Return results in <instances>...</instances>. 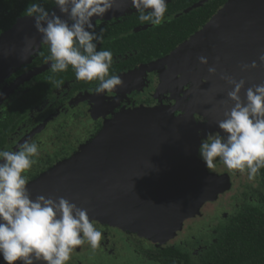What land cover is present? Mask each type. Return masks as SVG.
I'll list each match as a JSON object with an SVG mask.
<instances>
[{
  "label": "water",
  "instance_id": "obj_1",
  "mask_svg": "<svg viewBox=\"0 0 264 264\" xmlns=\"http://www.w3.org/2000/svg\"><path fill=\"white\" fill-rule=\"evenodd\" d=\"M119 3L126 9L130 0ZM229 10L231 20L224 19L221 9L202 30L161 60L174 70L180 62L179 74L187 73L193 64L205 68L204 75L199 72L193 79L195 83L190 82V75L183 81L178 74L172 76L181 91L192 85L191 101L179 111L178 107L161 105L116 115L89 144L28 185L32 198H67L86 209L92 221L119 226L163 244L185 228L186 220L201 216L207 203L230 190V175L209 171L198 152L202 137L218 129L217 121L224 118L221 101L228 99L231 90L208 68L215 66L218 73L245 79L246 89L264 83V66L247 72L240 67L242 63L259 62V55L264 53V0H235L233 6L229 3ZM219 30L228 47L227 60L235 67L230 64L226 68L224 51L217 61L216 51L209 44L210 36ZM199 48L208 65L191 57ZM241 97L246 99L245 89ZM197 114L207 121H197ZM0 264H5L2 256Z\"/></svg>",
  "mask_w": 264,
  "mask_h": 264
},
{
  "label": "clouds",
  "instance_id": "obj_2",
  "mask_svg": "<svg viewBox=\"0 0 264 264\" xmlns=\"http://www.w3.org/2000/svg\"><path fill=\"white\" fill-rule=\"evenodd\" d=\"M118 3L119 0H51L53 7L48 10L38 0H31L23 16L33 18L41 36L39 43L48 51L45 63L50 64L53 73H63L71 67L77 81L96 82L97 95L111 96L124 83L119 75L110 74L113 53L97 50L104 43L106 29L94 24L93 18L103 20L113 9L119 10ZM130 7L136 10L141 24L159 27L168 19L167 0H130ZM25 41L20 56L23 60L37 49L35 38L25 37ZM7 55L10 53L6 51ZM198 59L203 65L209 64L203 55ZM258 61L242 63L241 70L264 66V53ZM208 72L219 75L231 90L227 92L228 99L221 101L224 118L217 121L219 130L202 137L199 156L207 169L219 162L230 173L246 174L249 182H255L264 169V83L249 87L246 99H242L245 79L218 73L215 66ZM55 83L59 87L63 82ZM17 149L0 150V256L5 264H68L78 246L87 244L93 251L100 248L103 232L90 220L86 209L64 197L32 198L27 173L38 163L39 144L25 141Z\"/></svg>",
  "mask_w": 264,
  "mask_h": 264
},
{
  "label": "trees",
  "instance_id": "obj_3",
  "mask_svg": "<svg viewBox=\"0 0 264 264\" xmlns=\"http://www.w3.org/2000/svg\"><path fill=\"white\" fill-rule=\"evenodd\" d=\"M201 1L203 0H167L168 11L165 16L168 19L159 27H146L147 23L141 24L137 13L116 20L112 24L100 25V27L106 29L104 33L105 40L102 45H98L97 50L103 48L113 53L114 63L110 74L115 73L118 75L123 70L128 69L126 66H130L131 63L132 67V64H135L138 60L142 64H148L151 61L165 59L178 47L177 45L189 39L195 32L202 30L219 13L220 7L227 0H208L203 5L186 11ZM30 2L31 0L13 1L14 6L22 13H24ZM32 2H37V0H32ZM38 2L42 3L48 10L53 7L51 0H38ZM3 3H5V0H0V4ZM97 31H99V28H97ZM47 55L48 51L46 48L34 59L45 61ZM46 73L38 85L33 89L31 88V90L29 89L27 99L19 98V100L17 99L14 102V105H9V108L6 107L7 101L3 103L2 108L4 111L0 113V125L2 126L0 134L3 137L0 140V150L3 145H10L11 124L16 127L17 123L23 121L22 119L30 117L31 113L34 114L33 110H35L36 104H40L47 97L55 98L57 95H55V92L65 90L67 83H72L81 89H85L89 85H96V82L77 81L71 67L63 73H53L51 69ZM56 81H62L63 83L56 87ZM15 108L20 110L17 115L14 112L10 113ZM7 112L12 114L8 120L5 119ZM199 117L201 118L200 120L198 119ZM196 119L197 121L202 120L203 123L207 121L199 114H197ZM35 124L37 123L35 122ZM46 132L52 133V138L57 137L55 132L58 131L53 129L52 124L48 126ZM61 139L62 136L56 138L54 145L57 153H61L60 156L67 150V146L61 147ZM219 164L223 165L222 163ZM208 170L211 172L219 171L215 167ZM224 170L229 172L226 168ZM42 172L45 174L48 171L43 167L40 170L38 169L37 173L32 176L33 179ZM223 173L221 171L220 174ZM229 175L231 179H234L236 173L229 172ZM238 175L241 176V174ZM231 182L233 187L234 181L231 180ZM254 183H257L258 187L254 188L252 194L248 192L249 187L253 188L254 184L250 185V183H247L248 186L245 187V191L239 196V200L234 199L232 201L230 199L227 206L222 197L223 194L220 195L219 199L215 201L219 203L218 209L216 208L217 210L214 213L210 216H205V218L203 211L201 216L196 217L207 219L206 224L201 221L198 222L194 218L195 223L190 224L194 227H192L191 231L189 230L191 234L184 242L168 245L167 243L161 244L157 241L147 240L151 243V246L145 245V251L140 253H136L133 249L134 246L125 241V236L131 235L130 231H125L119 226L108 223L101 224L94 221L99 230L103 233H108L119 245L112 241L118 247L116 254H107L102 250L93 254L94 259L87 264H100L96 260L97 256H101L106 262L105 264L112 263L113 259L119 258L120 253L127 252L128 248L136 255L135 260H139L141 264H264V169L260 170ZM222 211H225V213ZM190 220H193V218L186 220V222ZM199 231L202 232L201 235H198ZM103 238L104 236H102L101 240L106 242V239ZM142 239L143 241L146 240L143 237ZM142 239L140 238L139 240L141 241ZM194 244H197L196 247L199 248L198 254L194 253L195 248L192 249ZM86 248L87 246L83 245L82 251ZM89 250L92 253L93 250L90 247ZM145 253L147 254L145 255ZM77 254L83 256L84 253L75 251L73 256L76 257ZM123 261L127 262L126 259Z\"/></svg>",
  "mask_w": 264,
  "mask_h": 264
},
{
  "label": "flooded vegetation",
  "instance_id": "obj_4",
  "mask_svg": "<svg viewBox=\"0 0 264 264\" xmlns=\"http://www.w3.org/2000/svg\"><path fill=\"white\" fill-rule=\"evenodd\" d=\"M13 1L5 0V3L0 4V99L6 95L0 102V113H3L2 105L6 101V107L9 108V105H14L17 99H27L29 89L31 90V88L33 89L38 85L44 78L45 73L51 69L50 64H46L45 61L34 59L46 49V46L39 43L41 36L34 27L33 18L23 16L24 13L14 6ZM117 7L119 10L121 8L123 10L119 12V10L113 9L112 12L107 13L103 20H96V23L99 25L112 24L116 20L136 13V10L132 9L130 4L126 6V9L124 6H120V3ZM146 27H150V25L146 24ZM196 33L198 31L194 34ZM25 37L35 38L37 44V49L27 60L20 58L26 43ZM184 42L177 46L179 47ZM6 51L10 55L5 56ZM199 51L200 48L194 49L192 54H199ZM195 60L199 63L198 56ZM170 66L169 63L162 61H151L148 64H142L138 60V62L132 64V67L130 63V66H126L128 67L127 70H123L118 74L122 78L124 86L122 88L118 87L111 96L97 95L94 91L96 85H89L85 89H81L72 83H67L65 90L55 92V95L57 94L55 98L47 97L40 104H36L35 110H33L34 114L31 113L30 117L22 119L23 121L17 123L16 127L11 124L10 145H3L1 150H16L25 141H35L39 144L38 163L33 165L27 173L28 185H30L45 172L44 170L38 177L33 179L32 176L37 173L38 169L40 170L43 167L46 168V171H50L59 162L71 158L83 146L89 144L108 122L125 110L141 107L154 108L165 105L169 108L178 107L179 111L183 108L184 103L191 101L190 89L192 85H188L181 91L176 86L179 84L177 79L174 81L172 76L178 74L183 81L185 78L189 79L190 75V82L195 83L193 79L197 77L199 72L204 75L202 71L205 68H202L199 64H193L188 68L187 73L179 74L180 62L174 66L175 70ZM163 77H165V84L163 83ZM209 81L212 80L209 79ZM8 112V115H5L6 120L10 119L12 115ZM13 112L17 115L20 110L15 108L10 113ZM50 124H52L53 129L58 131L55 132V135H57L55 138H52V133L46 132ZM1 127L0 125V133ZM59 136H62L61 147L67 146V150L62 156H60V152L57 153L54 147L55 140ZM2 139L3 137L0 134V140Z\"/></svg>",
  "mask_w": 264,
  "mask_h": 264
},
{
  "label": "rangeland",
  "instance_id": "obj_5",
  "mask_svg": "<svg viewBox=\"0 0 264 264\" xmlns=\"http://www.w3.org/2000/svg\"><path fill=\"white\" fill-rule=\"evenodd\" d=\"M233 1H235V0H228L220 8V9H224V14L222 16H224V19L226 17V20L227 21H229V19L230 20L232 19L231 18V16H232L231 15V10H229V3H230V6H233ZM227 11H229L228 14H227ZM209 44L213 48V50L216 51L217 57H219V54L222 55V53L224 51L223 54L225 55V59H226V62L225 63H226V68L227 69H229V65L230 64H231V66L233 64L234 67H235V64L234 63H232V62L229 63V61H231V60H229V59L227 60L228 47H227L226 42L224 41V37H223L222 33L220 32V30L218 31V33L212 34L210 36ZM201 53H202V51H199V54L198 53L196 55H193L192 54L191 57L192 58L194 57V59H196V56H198V55L200 56ZM228 55H229V53H228ZM247 89L245 88V92H247ZM62 109H64V108L62 107ZM16 150H18V149H16ZM11 151H15V150L12 149ZM215 168L219 169V171H218L219 173L216 171V173H218V174H220L221 171H223L225 174L226 173L229 174V172L223 170L225 167H223V165H220L218 162L216 163ZM238 174L239 173L237 172L236 175H234V179H231L232 181H234L233 187L230 190L226 191L223 194V196H222L223 199L225 200V205L226 206L228 205V201L230 199L232 201H234V199H236L237 201L239 200V198H240L239 196L245 191V187L248 186L247 183H250V185H253L254 184L253 188L252 187H249V192L248 193H250V194H252V192H254V188H257L258 187V184L257 183L249 182L247 180L246 174L245 175H241V176L238 175ZM218 204L219 203H217V202H215V203L214 202L207 203L204 206L203 210H202L203 211L204 218H205V216H207V215L210 216L212 213H214V211L218 209L217 208L218 207ZM225 211H222V212L225 213ZM204 218L203 219L202 218L201 219L195 218V219L198 222L201 221L204 224H206L207 223V219H204ZM195 219L190 220V221H187L186 224H185V226H184L185 228H183V230L178 231L177 235L174 238L170 239L166 243L168 245H173V244H176L177 242H181L182 243L185 240H187L188 237H189V235L191 234L190 231H191L192 227H194V226H192L190 224L195 223ZM201 233L202 232L199 231L198 232V235L199 234L201 235ZM130 234L131 235H129V234L126 235L125 241L128 244H132V246H134L133 249L135 250L136 253H140V252L145 251V245L151 246V243L149 241H147V240L143 241L142 238H141L142 240L140 241L139 240L140 238L136 234H132V233H130ZM103 236H104L103 239H106L105 240L106 242H103L101 240V247L100 248H98L95 251H92V253H91V251L89 250V246L87 244H85L87 246V248L84 251H82V248H80V250H76L79 253H80V251L83 252L84 253L83 256H80L79 254H77L76 257H74L73 256L74 253H73L72 254V259L68 262V264H87L88 262H91L94 259L93 254H96L97 252H101L102 250L105 251L107 254H116L115 252L118 251V247L112 241H115L117 244H118V242L116 240H113V238H111V236L108 233H103ZM200 239H201V237H200ZM193 246L194 247L192 249L195 248L194 249V253L195 254H198L199 253V248L196 247L197 244H194ZM146 254L147 253H145V255ZM135 257H136V255H134L133 252L130 250V248H128L127 252H121L119 258L113 259L112 260V263H107V264H141V262L139 260L138 261L135 260ZM124 259H126L127 262H124L123 261ZM96 260H98L97 262L100 263V264H105L106 263L101 256H97V259Z\"/></svg>",
  "mask_w": 264,
  "mask_h": 264
},
{
  "label": "bare ground",
  "instance_id": "obj_6",
  "mask_svg": "<svg viewBox=\"0 0 264 264\" xmlns=\"http://www.w3.org/2000/svg\"><path fill=\"white\" fill-rule=\"evenodd\" d=\"M201 55V54H200ZM199 56V55H198ZM197 57V56H196Z\"/></svg>",
  "mask_w": 264,
  "mask_h": 264
}]
</instances>
